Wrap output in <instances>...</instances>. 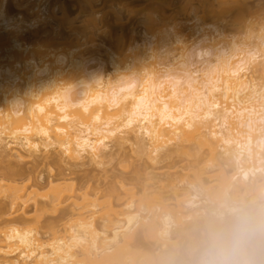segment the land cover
Segmentation results:
<instances>
[{
  "label": "bare ground",
  "instance_id": "bare-ground-1",
  "mask_svg": "<svg viewBox=\"0 0 264 264\" xmlns=\"http://www.w3.org/2000/svg\"><path fill=\"white\" fill-rule=\"evenodd\" d=\"M13 1L25 10L11 16L2 0L0 157L47 158L54 148L75 166H104L112 148L126 143L136 145L151 161L173 146L182 155L201 153L217 164L211 175L216 184L207 190L219 202L205 204L199 199L200 188L193 186V191H175V211L158 214L132 201L118 213L110 203L101 217L112 226L97 224L94 217L80 219L69 225L68 236L54 238L48 249L27 219L3 220L0 264H149L151 259H142L137 251L145 238L166 245L182 236L176 225L199 217L225 264L238 251L244 230L251 238L261 232L263 237L253 239L251 255L261 264L264 202L250 211L229 197L249 194L264 201V20L255 35L248 31L239 39L242 29L251 28L245 0H219L220 9L210 10L209 18L174 20L170 25L166 16L149 11L141 35L133 30L114 34L109 48L86 58L81 40L94 44V33L100 30V12L91 0H79L90 31L71 41L49 33L47 25L55 15L46 7L48 0ZM227 13L240 32L222 30L219 20ZM106 63L112 67L109 72L103 70ZM23 179L25 173L11 169L1 181L9 183L13 197L27 201L48 186L54 194L65 189L52 186L61 178L50 175L12 185ZM26 189L32 190L27 197L22 194ZM95 194L85 191L83 196ZM97 198L90 207H103ZM49 205L37 204V211L43 213ZM74 206L71 212L79 210ZM37 227L55 233L60 228L45 221Z\"/></svg>",
  "mask_w": 264,
  "mask_h": 264
},
{
  "label": "rangeland",
  "instance_id": "rangeland-1",
  "mask_svg": "<svg viewBox=\"0 0 264 264\" xmlns=\"http://www.w3.org/2000/svg\"><path fill=\"white\" fill-rule=\"evenodd\" d=\"M95 10L100 12L97 15L100 30L94 33L95 43H88V39H82L84 44L80 49L86 58L90 52L103 50L111 46L115 39L114 34L123 32L129 35L136 31L137 36L144 32L145 18L149 11L156 15L163 14L168 18L170 25L174 20L188 21L195 17H206L210 10H219V0H91ZM229 4L232 0H226ZM250 7L249 23L250 29H242L238 34L239 39L246 38V32L256 34L257 28L264 20V0H245ZM2 0H0L1 8ZM46 7L55 15L54 20L47 25L49 33L71 41L75 38H82L90 31V24L86 18V12L82 9L79 0H48ZM4 10L11 16L18 17L25 7L18 6L13 0H5ZM156 10L160 11L157 13ZM65 13V14H64ZM64 15L67 19H64ZM207 18H209L207 16ZM222 30L232 34L240 32L241 29L233 23L231 13L219 20ZM108 32L113 33L110 38ZM174 47H177L176 45ZM179 52V51H177ZM91 66L98 68V62L91 63ZM111 66L106 63L103 70L109 72ZM193 148L194 146L191 145ZM174 147L162 150L153 157L151 161L146 154H141L136 145L124 144L121 148L113 147L111 156L104 166L91 165L86 167L75 166L73 162L62 158L60 152L51 149L47 158L36 157L34 159H17L0 157V221L25 218L31 226L37 230V236L42 242L51 244L56 237L65 238L69 225L78 222L80 219L88 220L91 217L96 219L97 224L112 226L110 222L102 221V210L110 203L114 204L115 210L120 213L126 210L125 203L134 202L135 207L143 205L152 207L160 214L165 210L175 211L177 208L174 193H181L185 190L193 191V186L200 188L199 199L209 206L219 201L212 200L207 190L208 187L216 184V179L211 175L216 174L217 164L209 162L205 155L185 156L178 153ZM18 150H21L19 147ZM22 151V150H21ZM20 170L25 173V179L18 180L12 185L24 186L32 180L40 177H58L52 186L63 185L65 189L60 194L51 187L39 190V196L27 198H15L12 190L7 189L8 182L1 179L8 170ZM203 183V187L200 184ZM22 191L27 195L31 189ZM85 191L96 193V196L85 199ZM98 197V198H97ZM98 199L103 207L94 209L90 202ZM231 201L244 204L245 208L254 211L264 201L261 198L253 199L251 195L229 197ZM51 203L46 211H37V204ZM74 203L79 208L74 209ZM81 213V214H78ZM122 218V217H120ZM203 217L196 220L186 219L185 224L175 226L174 229L182 230V236L174 238L166 245L160 242H153L144 239L137 247L142 259H151L149 264H225L222 253L218 249V243L214 242L205 227L202 226ZM55 222L60 228L58 232L40 229L37 227L40 222ZM196 223H200L199 226ZM64 225L67 228H64ZM5 232V231H4ZM4 232H0L1 235ZM222 232V231H220ZM248 230H244L245 237L238 239L239 249L227 264H258L252 259L255 238L263 237L261 232L251 238ZM46 249L49 248L45 246ZM261 264H264V260Z\"/></svg>",
  "mask_w": 264,
  "mask_h": 264
}]
</instances>
